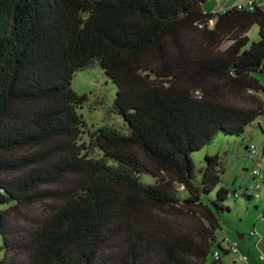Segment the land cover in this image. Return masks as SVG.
I'll return each instance as SVG.
<instances>
[{
    "label": "trees",
    "instance_id": "trees-1",
    "mask_svg": "<svg viewBox=\"0 0 264 264\" xmlns=\"http://www.w3.org/2000/svg\"><path fill=\"white\" fill-rule=\"evenodd\" d=\"M207 1L0 0V264H227L235 189L193 154L264 117V7ZM97 62L130 134L79 112Z\"/></svg>",
    "mask_w": 264,
    "mask_h": 264
},
{
    "label": "rangeland",
    "instance_id": "rangeland-1",
    "mask_svg": "<svg viewBox=\"0 0 264 264\" xmlns=\"http://www.w3.org/2000/svg\"><path fill=\"white\" fill-rule=\"evenodd\" d=\"M228 2H237L238 0H227ZM245 1V2H244ZM247 3V0H239L238 3ZM259 5L264 7V3L261 1ZM251 43L259 41V27L253 26L248 33ZM261 82L264 84V74L258 76ZM73 89L80 95H86L87 100L85 105L79 109V112L83 114L85 120L90 128H99L108 126L119 130L124 134H130V129L126 122L120 115L114 112V104L116 99L117 87L107 77L105 72L101 69L98 62L91 68L76 73L73 80ZM256 96L264 102V94H256ZM264 104V103H263ZM260 124V126H259ZM264 132V117H262L254 125L248 127L243 137H228L220 134L217 136L215 142L210 147L205 148L201 152L193 154V159L198 168L204 165L203 159L207 154L215 155L219 154L222 157V161L225 168V173L221 175L222 182L220 187L233 188L237 191L244 188L249 182L251 177L250 170H253L257 166L249 158V146L250 143H259ZM83 140L87 143L89 140L88 135L83 136ZM260 160V158H259ZM260 166L262 175L264 177V160L261 161ZM249 169V172L245 170ZM230 212H225L221 216L222 230L217 232L218 241L225 246L226 242L239 241L238 234H249L253 229V223L257 220V232L261 242L264 241V191L261 192L260 198H255L252 201H248L245 198L234 200L229 198L226 201ZM260 207L257 211L255 208ZM3 207L2 210H5ZM251 217V220H250ZM259 238L256 237L254 242H258ZM243 242V241H242ZM240 241V247L244 249V246ZM3 244L0 237V246ZM250 248V247H248ZM252 250V248H250ZM252 251H255L253 249ZM2 255L0 254V260ZM212 256L209 257V262L213 263Z\"/></svg>",
    "mask_w": 264,
    "mask_h": 264
},
{
    "label": "built area",
    "instance_id": "built-area-1",
    "mask_svg": "<svg viewBox=\"0 0 264 264\" xmlns=\"http://www.w3.org/2000/svg\"><path fill=\"white\" fill-rule=\"evenodd\" d=\"M261 0H249L247 3L240 5V8H247L248 10H252L255 5H259V2ZM249 158L251 161H253L257 166L253 170V175L255 177L261 176V164L262 160L264 158V143L261 145H250L249 146ZM260 158V160H259ZM257 184H250L248 185L244 190H242L240 193H237L235 195V198H239L242 195H257L258 192L262 189V186L264 185L263 180H258ZM251 235H254L252 233ZM224 250L227 252V257L231 258V262L229 264H249L250 257L249 255H246L241 252L240 247V241H229L225 243ZM223 253L220 251H217L215 253V260H222ZM256 261H258L261 264H264V252L258 253L255 256Z\"/></svg>",
    "mask_w": 264,
    "mask_h": 264
},
{
    "label": "crops",
    "instance_id": "crops-1",
    "mask_svg": "<svg viewBox=\"0 0 264 264\" xmlns=\"http://www.w3.org/2000/svg\"><path fill=\"white\" fill-rule=\"evenodd\" d=\"M247 1H249V0H247ZM238 2H239V0L237 2H233V3L232 2H228L227 0H208L202 7H203L204 12H206V13H222V12H225V11H227L229 9H232V8L238 6V5H241V3H244L245 1L244 2H240V3H238ZM260 82H261V80H260ZM261 84L264 86V84L262 82H261ZM261 138L263 139V136ZM262 139H261V141H262ZM245 171L246 172H249V169H246ZM250 173H251V170H250ZM252 176L253 175L251 174V177ZM260 180H264L263 175L260 178ZM257 181L258 180L257 179L255 180V178H250V182L248 184H250V183L251 184L252 183L257 184ZM262 190L264 191V186H262ZM262 190H261V192H262ZM261 192L257 196L254 195V197L251 200H249V199H246V200L252 201L255 198H260L261 197ZM259 208L260 207L257 206L255 209L258 211ZM250 220H251V217H250ZM257 221H258V218L253 223V229L254 230H252L251 232H249V234H247V235H245V234H238V236H237L238 239H239V237L242 238V239H240V241L241 242L243 241L242 244L244 246V249L241 248V252L244 253V254H246V255H249V257H250L249 264H261L258 261H256L255 256L258 253L264 252V241L261 242L260 237L257 235L258 234L257 229H256V226H257V223L256 222ZM252 232L255 233L254 236H251L250 235ZM256 237L259 238V241L255 243L254 242V239ZM235 241H237V240H235ZM248 247L252 248V250L255 249V251H252ZM225 262L227 264H229L231 262V258L230 257H227L225 259Z\"/></svg>",
    "mask_w": 264,
    "mask_h": 264
},
{
    "label": "clouds",
    "instance_id": "clouds-1",
    "mask_svg": "<svg viewBox=\"0 0 264 264\" xmlns=\"http://www.w3.org/2000/svg\"><path fill=\"white\" fill-rule=\"evenodd\" d=\"M241 5H243V4H241ZM213 24V23H212ZM213 26V25H212ZM264 143V132H263V139H262V141L261 142H259V143H254V142H252V143H250V145H261V144H263ZM248 155H249V152H248ZM263 160H264V158H263ZM253 162V161H252ZM255 169V167L253 168V170ZM253 170H251V174L253 175ZM253 177L255 178V180L257 179V180H259L261 177H262V172H261V176L260 177H255L254 175H253ZM264 181V180H263ZM258 183V182H257ZM251 184V183H250ZM250 184H248V185H250ZM252 184H254V183H252ZM248 185H246L244 188H242V189H240V191H237L236 189H235V192L230 196V198H233L234 200H239V199H241V198H245V199H249V200H251L253 197H254V195H251V196H248V195H242V196H240L239 198H235V195L237 194V193H240L242 190H244ZM264 186V185H263ZM262 190V189H261ZM261 190H260V192H261ZM260 192H258L257 193V195L260 193ZM256 195V196H257ZM264 219V217H262V220ZM264 221V220H263ZM252 233H254V232H252ZM251 233V234H252ZM250 234V235H251ZM254 235H255V233H254ZM254 235H251V236H254ZM239 241H240V239H239Z\"/></svg>",
    "mask_w": 264,
    "mask_h": 264
},
{
    "label": "water",
    "instance_id": "water-1",
    "mask_svg": "<svg viewBox=\"0 0 264 264\" xmlns=\"http://www.w3.org/2000/svg\"><path fill=\"white\" fill-rule=\"evenodd\" d=\"M196 10H198V11H202L203 10V7H202V5H199L197 8H196ZM239 239H242L241 237H239Z\"/></svg>",
    "mask_w": 264,
    "mask_h": 264
}]
</instances>
